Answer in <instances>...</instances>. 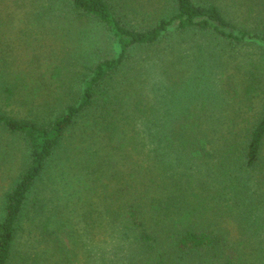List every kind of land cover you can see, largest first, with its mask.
Wrapping results in <instances>:
<instances>
[{"label":"trees","instance_id":"1","mask_svg":"<svg viewBox=\"0 0 264 264\" xmlns=\"http://www.w3.org/2000/svg\"><path fill=\"white\" fill-rule=\"evenodd\" d=\"M31 1L112 47L57 55L50 78L0 64V100L27 113L0 110L17 168L0 264H264V97L244 112L264 84V0ZM251 46L233 82L229 53Z\"/></svg>","mask_w":264,"mask_h":264},{"label":"rangeland","instance_id":"2","mask_svg":"<svg viewBox=\"0 0 264 264\" xmlns=\"http://www.w3.org/2000/svg\"><path fill=\"white\" fill-rule=\"evenodd\" d=\"M251 4H253L252 1ZM40 6L38 1L0 0V64L8 68L6 70L8 74L23 77L25 72L32 70L38 74V78H41V74L45 75V73L50 78L54 74L55 65L58 64L57 55L67 58L77 57L80 52L89 48L91 43L96 45L95 54L98 52L99 56H108L110 47H112L111 39L103 27L74 18L66 12L67 10L54 11L57 13L56 21L48 14L37 16L36 14L39 12L43 14V9ZM83 31L88 34H84ZM254 50L251 46L229 53L238 57L237 64H239V66H235L234 62L229 65L227 70L233 75L230 80L233 82L243 80L242 84L247 81L249 71L246 72L245 69L252 66L251 58L254 56L249 57V54L254 53ZM138 59L136 58L135 61ZM133 61L134 59L128 63ZM240 63H244L245 66ZM62 75L64 80H70L66 72ZM39 89L36 90V93L40 91ZM263 97L264 84H261V91L252 97L250 109H244V112H247L245 116L252 118L259 113ZM20 106L19 103H14V100L8 101L6 98L4 101L0 100V110L7 114L25 115L26 112ZM10 141L12 139L8 136L0 138V155L6 148L4 145ZM14 144L18 147L16 142ZM7 159V157H0V216L3 193L10 187L17 170L15 162L12 164L7 162L13 160L12 154L9 156V160Z\"/></svg>","mask_w":264,"mask_h":264}]
</instances>
